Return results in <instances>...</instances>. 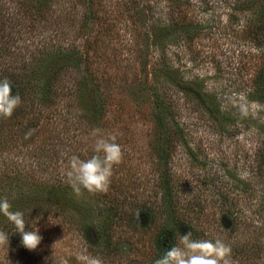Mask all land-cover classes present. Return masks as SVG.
Wrapping results in <instances>:
<instances>
[{
	"label": "rangeland",
	"instance_id": "rangeland-1",
	"mask_svg": "<svg viewBox=\"0 0 264 264\" xmlns=\"http://www.w3.org/2000/svg\"><path fill=\"white\" fill-rule=\"evenodd\" d=\"M108 1L101 0V8L105 10L109 25L103 23L100 27L101 18H96L100 14L96 11L97 0H86L85 7L89 12L92 7L94 12L91 11L92 17L86 20L84 36L92 39L99 31L106 53L115 50L123 56L127 54L125 44L130 37V31L124 26L128 21L113 20L117 6ZM60 2L55 9L61 7ZM146 2L151 11L156 7L168 11L161 0ZM235 3L234 0H187V4L179 6V11L186 12L201 28L192 40L173 46L170 55L171 62L180 68L185 79L195 78L213 96L214 105L226 120L214 121L211 125V121L206 120L207 111L194 104L191 96L170 88V96L165 97L171 100L173 112L185 125L177 134L176 142L171 145L163 142L162 134L151 121L153 104L147 88L150 84L142 83L146 90L136 96L138 102L127 94L128 89L134 87L122 84L123 77L126 81L133 79L132 73L138 66L132 64L124 75L121 72L109 78L113 79L115 87L112 97L118 101L116 105H108L109 109L102 114L96 127L81 118L84 113L80 106L87 97L83 102L67 92L75 73L82 81L86 79L83 73H77V67L58 74L56 88L53 87L56 92L47 106L34 100L32 116H27V120L32 118L42 127L36 131L35 127L21 131L19 136H23L24 143L15 140V147L8 149L5 145L8 150H2L0 155L4 154L6 163L29 169L41 179L37 197L38 205L45 212L36 218L34 229L38 228L42 240L28 254L14 245L19 234L13 231L8 249L7 245L0 247V264H19L25 259L32 261L31 264H81L76 257L85 249L88 254L101 258L103 264H154L155 259L161 258L178 242L180 235L188 232L193 233V239H222L231 246L236 264H264V230L256 212L261 206L259 202H264V97L249 93L255 88L252 77L259 68L260 47L242 36L240 27L246 18L242 13L245 10H240ZM68 4L71 3L65 4L62 11L67 15L71 9ZM6 9L14 14L17 7L8 5ZM118 9L121 12V6ZM71 10L77 16V12ZM14 15L16 20L20 19L19 12ZM58 25V28L53 26L60 38L57 44L66 45L74 40L75 25L61 21ZM37 27L32 31L25 26L22 35L39 39L42 23ZM83 38L77 37L75 44ZM21 51L24 52V48ZM152 61L153 57H148L145 70L152 66ZM102 65L104 63L98 68H106V75L114 73L115 69ZM117 65L119 63L110 64ZM148 76L143 74V80ZM240 105L247 106L249 114L246 117H241ZM73 116L87 125L85 130H88L83 134L71 130ZM112 136L121 146L123 158L113 166L106 193L91 194L82 190L80 195L71 193L67 197L55 190L56 185L49 188L51 192L45 191L46 178L51 183L57 180L60 185L66 182L64 173L73 154L87 159L94 154L92 145L96 139ZM45 146H51L52 164L48 162L52 154L48 158L34 157L41 153L39 147ZM221 196L226 198L224 204ZM27 210L30 207H26L25 212ZM137 210L146 215L136 221L131 214ZM65 212L72 216L69 220L62 217ZM104 215L110 217V245H103L101 237L87 239L82 231L84 223H100ZM262 223L264 225L263 220ZM256 248L260 250L253 252Z\"/></svg>",
	"mask_w": 264,
	"mask_h": 264
},
{
	"label": "trees",
	"instance_id": "trees-1",
	"mask_svg": "<svg viewBox=\"0 0 264 264\" xmlns=\"http://www.w3.org/2000/svg\"><path fill=\"white\" fill-rule=\"evenodd\" d=\"M111 1L109 0L108 3L117 6L113 20L122 18L128 21L127 25L124 24V26L130 31V37L128 39L129 43L125 44L127 45L125 49L127 54L123 56L115 50L106 53L104 40L99 38V31L95 33L92 39H87L84 36L87 25L86 20L88 17H92L91 11L94 12L92 7L90 12L88 7H85L86 0H0V80L5 77L8 78L11 82L12 94H18L21 98V104L13 111L10 118L0 117V154H2V150L14 148L13 141H22L23 136H19V133L21 131L23 133L27 127H35L34 131L42 127L40 123L33 122L32 118L27 120V116H32V104H35L34 100L37 99L39 103L44 102V105L47 106L49 98L56 92L53 87L57 83L58 74L72 67H77V73H83V78L85 76L86 79L82 81L75 73L67 92L69 91V95L75 96L77 100L80 98L83 101L87 97L84 100V105L80 107L84 113L81 118L89 125L93 126L95 124L96 127L102 114L109 109L108 105H116L118 99L112 97L114 96V82L113 79L109 78H114L121 72L124 75L125 70L131 64L138 66L132 73L133 79L126 81V78L123 77L121 78L123 80L122 84L134 87L127 91V94L132 96L134 101H137L135 100L136 96H141V92L144 93L146 90L142 83L148 82L150 84L147 88L150 96H152L153 104L151 121L154 128L162 134L163 142L169 143V145L176 142L178 139L177 134L185 125V122L180 120L179 115L173 112L171 100L165 97L170 96L171 92H168L170 88L174 92L191 96L194 104L207 111L206 120L208 118L211 125L214 124V121L217 123V121L226 120L227 117L220 115L218 108L213 103V96L203 89L202 84L195 78L193 80L185 79L180 68L171 62L172 47L178 46L184 41L192 40L201 28L196 21L186 15V12L179 11V6L187 4V0H161L164 3L163 6L168 10L165 12L157 7L155 11H151V7L146 0H114V3ZM234 1L237 2L235 4L240 10L246 11L242 12L243 16H246L240 27L242 36L260 47L259 68L252 77L255 88L250 90L249 93H259L264 97V0ZM58 2H60L61 7L57 10L54 7ZM68 2L71 3L68 6L70 5L71 9L77 12V16L71 9L68 15L67 12H62ZM8 5L17 7L16 11L13 12L14 14L19 12L20 19L16 20L13 17L15 15L10 11L8 13L6 9ZM96 5V11L100 13L96 18H101V24L99 23L101 27L103 23H107V18L104 16L105 10L103 11V8H101V0H97ZM118 6H121V12ZM138 6L141 7L137 8ZM59 21L64 22L66 25L68 22L75 25L74 40L77 37L81 39L82 36L84 37L83 40L79 44H75L74 40L69 41L66 45L57 44L56 42H59L60 38L56 36L57 31L54 32V30L59 27ZM39 22L42 23L41 30L43 31L39 39L35 40L25 36V34L22 35L25 26L28 30L34 31L38 29L37 24ZM54 25L55 29L53 28ZM107 25L109 24L107 23ZM17 40L19 43H17ZM21 48H24V52L21 51ZM148 57H153L152 66L145 70ZM101 63H104L103 67L115 69L114 73L111 72L110 76L106 75L108 71L106 68H98ZM116 63H119V65L110 66V64ZM130 68L134 67L130 66ZM145 73L149 76L148 79L143 80V74ZM136 77H138L137 80H135ZM58 86L60 91L61 86L59 83ZM118 105H121L120 102ZM70 121L71 130H77L80 134L88 130H85L87 125L78 117L73 116ZM3 129L6 130V133H3ZM14 133L15 137L13 136ZM8 143L13 146H9ZM5 145L8 149L4 147ZM49 149L52 152L51 146L48 148L46 146L44 148L39 147V152L42 154H35L34 157L45 156L48 158L52 154L49 153ZM3 155H0V199L6 197L12 205L11 210L21 211L24 214L26 230H33L38 221H36V218L39 214L45 212V209L41 210V206L38 205L39 199L37 197L41 179L39 180L38 177L30 173L29 169L23 170L18 165L13 166L6 163L7 161ZM52 156L53 154L48 159L51 164L53 163V160L51 161ZM165 158L166 156H164ZM36 165L38 167L39 162ZM11 171L14 173L11 174ZM53 185L57 186L55 190L67 197L68 194L74 193L66 182L60 185L57 180L51 183L49 178H46L44 185L46 189H52ZM46 189V192H51L50 189ZM15 191L16 193H14ZM168 191L169 188L167 187ZM221 197L220 200L224 204L226 198ZM259 206L260 208L258 207L256 212L259 215L260 227L264 230L262 223V220L264 221V202H259ZM26 207H30V210L25 212ZM135 214L136 212L131 216L136 221L142 215H146L139 212L137 219ZM114 215L115 213L112 216ZM260 215H262V219ZM221 216L223 219L225 217L224 213ZM62 217L69 220L72 216L65 212ZM227 217L229 218L228 214ZM109 225L110 217L104 215L100 223L91 222L89 225L84 223L82 231L87 239L88 237L93 239L101 237L102 242H104L103 245H110ZM0 230L9 234V240L12 239L13 231H15L14 225L2 214H0ZM20 241L21 236L19 234V239L14 242V245L28 254L34 251L23 247ZM258 250L256 248L253 252ZM27 257H30V255H27ZM31 262L25 259L19 264H31Z\"/></svg>",
	"mask_w": 264,
	"mask_h": 264
},
{
	"label": "clouds",
	"instance_id": "clouds-1",
	"mask_svg": "<svg viewBox=\"0 0 264 264\" xmlns=\"http://www.w3.org/2000/svg\"><path fill=\"white\" fill-rule=\"evenodd\" d=\"M20 104L21 98L18 94H12L8 78L0 80V117L10 118ZM239 107L241 117H246L249 114L247 106ZM92 151L94 154L87 159L75 154L69 158L64 176L77 195L82 190L91 194L106 193L111 184L113 166L122 162L123 152L121 146L115 143V136L96 139ZM11 209L12 205L6 197L0 199V214L14 225L15 231L21 236V245L30 251L35 250L42 240L38 228L26 230L24 214ZM138 214L139 210L135 214L137 219ZM8 244L9 234L0 230V247L7 245L8 249ZM76 258L81 264H103L101 258L88 254L86 249ZM154 264H236V261L232 259L231 246L222 239H193V233L188 232L180 235L178 242L161 258L155 259Z\"/></svg>",
	"mask_w": 264,
	"mask_h": 264
}]
</instances>
